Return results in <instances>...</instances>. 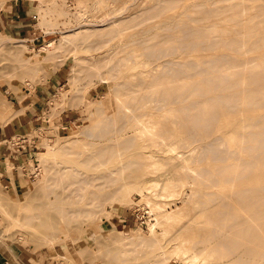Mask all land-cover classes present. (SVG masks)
<instances>
[{
	"label": "bare ground",
	"instance_id": "1",
	"mask_svg": "<svg viewBox=\"0 0 264 264\" xmlns=\"http://www.w3.org/2000/svg\"><path fill=\"white\" fill-rule=\"evenodd\" d=\"M179 2L181 0H153L142 9L140 17L157 15ZM214 3L213 0L210 7H205L204 1H193L186 5L182 16L163 18L160 32L153 31L138 39L142 53L155 61L150 69L132 72L131 68L139 63L136 54H116L114 49L102 55L91 53L90 57L74 60L68 87L62 96L70 95L69 107L84 103L91 114H102L104 124L83 126L86 132L94 126L96 129L82 150L75 152L70 164L55 171L58 182L72 186V190L59 191L55 186L51 187L48 198L40 204L47 218L63 212L59 204H72L69 197L73 192L89 185L92 179L102 178L94 185L96 190L91 191L89 207L83 210L82 215L88 216L93 211L95 217L102 218L109 213L104 207L106 202L124 200L133 191L146 198V204L152 213L155 212V217L146 236L138 229H129L124 232L113 230L99 237L122 248L155 240L157 229L165 233L166 225L181 216L185 208V204L169 207L172 203L166 200L176 194L186 180L184 177L166 178L165 181L151 178L158 160L152 159L148 151L150 146L146 143L135 146V137L150 131L152 126L147 122L151 118L170 112V118L181 120L186 145L194 142L198 147L197 157L207 154L212 160H217L219 184L238 186L237 189L218 192L221 203L219 216L231 220L221 225L219 238L230 235L229 240L237 246L234 249L242 250L244 256L246 252L250 255L244 264H258L255 256H260L264 264V250L261 249L264 245V3L251 5L235 0L224 3L222 7L212 6ZM126 8L124 6L119 15H113L107 23L93 26L83 23L62 30L57 42L56 39H48L38 50L32 46L28 49L24 39H15L16 49L11 56L19 65L17 67H28L33 65V56L38 57L35 61L49 59V54L80 37L120 30L122 25L118 23L124 20L121 13ZM196 10V16H190ZM221 13L227 14L228 21L243 24H218L217 15ZM191 20L198 24H192ZM205 20L214 22L202 24L201 21ZM6 39L4 34H0V46ZM112 60L115 62L110 67ZM81 61L86 63V74L89 75L101 66L113 71L111 87L118 104L116 109L112 110L101 100L81 95L82 89L86 92L84 87L90 82L87 80L82 88L76 85L83 65ZM29 72L35 73L33 69ZM46 78L44 75L37 79L44 81ZM108 78V75L98 76L99 81ZM34 82L28 80L27 84L31 86ZM8 120L5 118L4 124ZM141 123L145 124V130L139 129ZM137 147V153L132 151ZM63 148L69 150L71 147L67 144ZM38 153L40 160H44L41 155L44 152ZM12 167L8 161L7 167L0 168V177L11 173ZM102 169L104 174H94V171ZM61 173L68 177L63 178ZM120 179L123 181H118ZM50 193L53 196L49 198ZM236 207L240 209L238 213L232 210ZM227 230L231 231L226 233ZM225 238L222 241L226 242ZM9 239L6 233L2 234L3 242L9 243ZM170 241L160 244L158 251H148L146 260H142L143 249L137 250L130 261L133 264H164L172 255L180 264H185L198 257L193 250L192 236L179 233ZM127 251H133V248ZM0 258L4 259L1 254ZM119 261V257L114 256V264H119Z\"/></svg>",
	"mask_w": 264,
	"mask_h": 264
},
{
	"label": "rangeland",
	"instance_id": "2",
	"mask_svg": "<svg viewBox=\"0 0 264 264\" xmlns=\"http://www.w3.org/2000/svg\"><path fill=\"white\" fill-rule=\"evenodd\" d=\"M14 1L0 0L2 22L0 34H4L7 38L0 46V126L4 124L5 118L9 119L7 122L15 125L16 132L11 142L30 140L32 136H37L39 146L37 152H44L41 154L44 160H40L37 153L34 161H30V165L26 168L21 165L17 167L16 172L11 168V173H6L11 175L12 171L15 172L14 179L11 178V186L6 187L0 182V241L3 242L2 234L6 233V236L10 237L9 243L5 241L3 243L9 244L12 249L18 252L25 250L23 253L26 254L33 252L40 255L41 262L29 258L33 264H114V256L119 257V264H133L130 257L135 255L137 250L143 249L142 260H146L149 256L148 251H158L157 247L160 244H168L172 238L181 233L192 236L193 250L198 256L194 261H187L185 264H244V260L250 255L246 252L244 256L242 250L234 249L237 246L229 240L230 235L219 238L221 225L231 220L221 219L219 216L221 203L218 192L224 189H237L238 186L219 184L216 173L217 160H212L207 154H203L201 158L197 157L198 147L194 142L186 145L185 133L180 125L181 120L170 118V112L151 118L147 122L152 126L149 128L150 131L135 137V146L138 144L143 146V143H146L150 146L148 151L152 154V159L158 160L151 178L165 181L166 178L184 177L186 180L179 186V191L166 200L172 203L169 207L185 204V208L181 216L166 225L165 233L157 229L155 240L145 241L137 246L121 244L124 245L122 248L109 244L106 238L99 237L100 234L106 235L113 230L124 232L129 229H138L146 236L155 217V212L152 210L154 212L152 213L151 207L146 204V198L133 192L132 189L126 199L106 202L104 207L109 213L102 218L95 217L93 211L88 216L82 215L83 210L89 207L91 191L96 190L94 185L102 178L92 179L89 185L86 184L78 192H73L69 197L73 203L59 204L58 207L63 212L60 211L54 218H47L40 207V204L48 198L52 186L59 191L72 190V186L58 182V175L54 176L55 171L62 165L70 164L75 152L82 150L84 143L93 135L95 126L104 124L102 114L98 112L91 114L86 110L84 103L69 107L70 95L62 96L65 88L68 87L74 60L90 57L91 53L102 55L114 49L116 54L125 55L128 52L136 54L139 63L131 68L132 72L150 69L155 61L146 58L142 53V44L138 39L153 31L160 32L164 24L163 18L182 16L186 5L196 0H181L157 15H146L144 18L140 17L141 11L153 0ZM202 1L205 2V7H210L213 0ZM214 1L216 3L212 6L222 7L224 3L235 0ZM243 1L251 5L264 3V0ZM124 6L127 8L121 13L124 20L118 23L122 25L120 30L80 37L49 54V59L46 60L35 61L38 57L33 56L31 63L34 66L17 67L19 65L11 56L16 49L13 42L15 39H24L28 49L32 46L38 50L48 39L53 38L57 42L61 38L62 30L75 28L76 25L83 23L93 26L109 22L113 19V15H119ZM196 12L198 10L192 12L190 16H196ZM135 16L138 17L133 20ZM217 17L218 24L230 26L243 24L240 21H228L225 13L218 14ZM257 17L260 18L261 15ZM190 22L198 24L193 20ZM198 22L200 23L199 20ZM212 22L214 21H201L202 24ZM27 52L30 54L29 50ZM114 62L115 60L111 61L110 67ZM131 64L129 60V65ZM81 65V73L79 72L76 85L81 87L90 80L89 86L84 87L86 92L82 89L81 95L85 94L87 98L101 100L112 110L116 109L118 104L111 87L113 71L101 66L93 69L89 75L86 74V63L81 61ZM31 69L35 73L29 72ZM100 74L108 75L110 78L99 81ZM44 75L47 77L46 80L37 79ZM25 80L35 82L30 86ZM32 92L39 95L34 108L40 119L36 126H31L30 130L25 131L20 122L21 113L25 108L20 107L23 101L19 100ZM51 98L55 99L52 101ZM62 114H67V118L70 119L69 127L64 130H62L64 126L61 122ZM87 124L95 125L90 132L82 129ZM40 126V130H37ZM139 129L145 130V124L141 123ZM67 144L71 148L64 150L63 146ZM138 148H133L132 151L137 153ZM123 157L126 159L127 155L124 154ZM104 172L102 169L94 171V174H104ZM60 176L68 177L66 173H61ZM51 195L50 193L49 198L53 196ZM238 209V207L232 208L237 213L240 211ZM127 210L137 214L136 222L131 227L114 225L113 217ZM230 231L227 230L226 233ZM224 238L226 242L222 241ZM131 248L133 251H127ZM261 249L264 250V245ZM22 256L26 258L23 254ZM255 259L258 264H262L263 259L260 256H255ZM164 264H180V261L171 255Z\"/></svg>",
	"mask_w": 264,
	"mask_h": 264
},
{
	"label": "crops",
	"instance_id": "3",
	"mask_svg": "<svg viewBox=\"0 0 264 264\" xmlns=\"http://www.w3.org/2000/svg\"><path fill=\"white\" fill-rule=\"evenodd\" d=\"M16 2V0L14 1ZM2 24L0 20V25ZM39 95L32 92L27 93L26 96L19 101H23V104L20 107L25 106V110L21 113V125L28 131L31 129V126H36L35 124L40 119V116L37 110L34 108V105L37 103ZM67 114L61 115V122L64 124L62 130L69 127L70 119L67 118ZM16 132V127L12 122H7L0 126V168L7 167L8 161L13 164L14 171L16 172L17 167L23 166L27 167L30 165V161H34L35 155L38 153L37 150L39 146L37 145L38 137L32 136L29 140H19L12 141V137ZM14 171L12 174L3 175L0 178V182L9 187L12 184L11 178L14 179ZM13 175V176H12ZM114 225L121 226H131L135 223L133 212L127 210L126 212L119 213V216L113 217ZM1 236V235H0ZM25 250L12 249L9 244H5L0 241V254L4 259L0 258V264H33L29 258L38 260L41 262L40 255L31 252L30 254L23 253ZM26 256L24 257L22 256Z\"/></svg>",
	"mask_w": 264,
	"mask_h": 264
},
{
	"label": "built area",
	"instance_id": "4",
	"mask_svg": "<svg viewBox=\"0 0 264 264\" xmlns=\"http://www.w3.org/2000/svg\"><path fill=\"white\" fill-rule=\"evenodd\" d=\"M133 216H134V219H135V222H136V220L138 219V216H137V214L135 212H133Z\"/></svg>",
	"mask_w": 264,
	"mask_h": 264
}]
</instances>
